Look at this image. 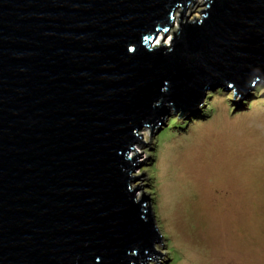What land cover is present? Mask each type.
Here are the masks:
<instances>
[{"label": "water", "instance_id": "1", "mask_svg": "<svg viewBox=\"0 0 264 264\" xmlns=\"http://www.w3.org/2000/svg\"><path fill=\"white\" fill-rule=\"evenodd\" d=\"M190 1L0 0V264H165L139 131L264 83V0Z\"/></svg>", "mask_w": 264, "mask_h": 264}, {"label": "rangeland", "instance_id": "2", "mask_svg": "<svg viewBox=\"0 0 264 264\" xmlns=\"http://www.w3.org/2000/svg\"><path fill=\"white\" fill-rule=\"evenodd\" d=\"M204 1L187 3V21L200 18ZM180 10L154 46L170 44ZM211 91L187 117L170 109L166 126L176 116L186 128L139 131L153 157L143 169L153 182L141 191L150 197L165 264H264V83L236 108L232 89L212 87L205 98Z\"/></svg>", "mask_w": 264, "mask_h": 264}, {"label": "trees", "instance_id": "3", "mask_svg": "<svg viewBox=\"0 0 264 264\" xmlns=\"http://www.w3.org/2000/svg\"><path fill=\"white\" fill-rule=\"evenodd\" d=\"M224 89L222 88V87H220V86H218V91H223ZM212 95V91L211 92H208L207 93V96H206V98H205V101H207V98H209L210 96ZM176 116H174V117H170L169 119H170V122H167V126L166 127H163L162 128V131H164V130H167V129H172V128H174L175 126H176V124H179V122L177 123L175 120L176 119H174ZM193 119H196V118H193ZM179 125H184V127H185V122H180V124ZM186 128V127H185ZM184 128V129H185ZM164 129V130H163ZM159 134H161V132L159 133ZM158 136H156L155 138H157ZM155 138H154V140H155ZM156 146V145H155Z\"/></svg>", "mask_w": 264, "mask_h": 264}, {"label": "bare ground", "instance_id": "4", "mask_svg": "<svg viewBox=\"0 0 264 264\" xmlns=\"http://www.w3.org/2000/svg\"><path fill=\"white\" fill-rule=\"evenodd\" d=\"M157 44V43H156ZM208 91V90H207Z\"/></svg>", "mask_w": 264, "mask_h": 264}]
</instances>
